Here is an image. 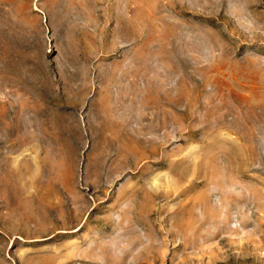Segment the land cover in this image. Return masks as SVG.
<instances>
[{
  "label": "rangeland",
  "instance_id": "1",
  "mask_svg": "<svg viewBox=\"0 0 264 264\" xmlns=\"http://www.w3.org/2000/svg\"><path fill=\"white\" fill-rule=\"evenodd\" d=\"M0 81V264H264V0H0Z\"/></svg>",
  "mask_w": 264,
  "mask_h": 264
},
{
  "label": "crops",
  "instance_id": "2",
  "mask_svg": "<svg viewBox=\"0 0 264 264\" xmlns=\"http://www.w3.org/2000/svg\"><path fill=\"white\" fill-rule=\"evenodd\" d=\"M69 95H71V94H68V96ZM118 95V94H117ZM117 95H116V99H117ZM68 96H65L63 99H64V101L66 102L67 101V99L69 98ZM119 96V95H118ZM94 98H95V100H97V94H95V96H93ZM87 99V98H86ZM86 99L84 100V102L82 103V104H80L79 105V110L77 111V112H80V113H85V114H87L86 116H88V114L91 112V111H93L94 112V107H95V104L96 103H99V102H94L95 104L92 106H87V105H85L84 103H85V101H86ZM115 99V101H114V103H116L117 104V106H118V110H119V113H121L122 112V107H119V105H118V103H117V100ZM38 101V100H37ZM98 101V100H97ZM99 104H101V103H99ZM16 105V106H15ZM60 105H62L63 106V104H61L60 103ZM103 105V104H102ZM18 106V107H17ZM30 106L31 107H35V108H37V109H40L41 108V105L39 104V103H37L36 101H32V102H30ZM43 107L44 108H47L48 110H53V111H56L57 109H56V107L54 106V105H51V104H44L43 105ZM42 107V108H43ZM63 108V107H62ZM105 109L107 108V106H105L104 107ZM104 108H102V107H100V110H101V115L106 111V110H104ZM19 109H20V106L17 104V102H16V100H15V96H12L11 98L9 97V96H0V112L3 114V113H5V112H10L11 114L13 113L14 115H12V117H14V119H15V116L17 117L18 116V114H19ZM65 109V108H64ZM63 109V110H64ZM57 111H61V109H59V110H57ZM67 111H70V109H68ZM97 114V113H96ZM95 114V112H94V114H92V115H96ZM118 114V113H117ZM98 115V114H97ZM3 115H1V117H2ZM0 117V118H1ZM102 117V119L104 120L103 122H104V124H110L109 122H111V121H113L109 116H107V115H105V116H101ZM104 117V118H103ZM19 118V117H18ZM91 118V117H90ZM118 118V117H117ZM115 120H116V118H114ZM119 119V118H118ZM79 120H80V118H79ZM91 120L89 119V122H90ZM120 123V121H118V120H116V122H113V123ZM11 123V122H10ZM10 123H7L6 122V124H10ZM80 123L81 124H87V122L86 121H84V122H82L81 120H80ZM14 124H19L18 123V121L17 122H14ZM90 124H91V122H90ZM93 124H97L95 121L93 122Z\"/></svg>",
  "mask_w": 264,
  "mask_h": 264
},
{
  "label": "bare ground",
  "instance_id": "3",
  "mask_svg": "<svg viewBox=\"0 0 264 264\" xmlns=\"http://www.w3.org/2000/svg\"><path fill=\"white\" fill-rule=\"evenodd\" d=\"M70 14H72V13H70ZM67 15V14H66ZM78 15H81V14H78ZM70 16V15H69ZM72 17H73V20H74V22L75 23H77V24H83L84 22V20L83 19H81V18H79L76 14H72L71 15ZM64 17V16H63ZM81 17H82V15H81ZM84 18V17H83ZM0 83H1V81H0ZM2 85V84H1ZM20 107H21V110H24V107H26L27 106V104H25L24 102L22 103V102H18L17 103ZM22 105H24V107L22 108ZM16 106V105H15ZM18 107V106H17ZM101 111V110H100ZM21 112H23V111H21ZM34 118H36V117H34L33 116V120L36 122V120L34 119ZM32 119V118H31ZM94 120H95V118H94ZM25 122H27V121H25ZM40 122H43V121H41L40 120ZM28 123V122H27ZM26 123V124H27ZM33 123V122H32ZM36 123H38V122H36ZM92 123V122H91ZM29 124V123H28ZM40 124V123H39ZM45 124V123H44Z\"/></svg>",
  "mask_w": 264,
  "mask_h": 264
}]
</instances>
